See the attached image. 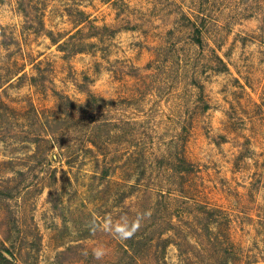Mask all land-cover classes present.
<instances>
[{"label": "rangeland", "instance_id": "1", "mask_svg": "<svg viewBox=\"0 0 264 264\" xmlns=\"http://www.w3.org/2000/svg\"><path fill=\"white\" fill-rule=\"evenodd\" d=\"M4 243L12 264H264V0H0Z\"/></svg>", "mask_w": 264, "mask_h": 264}, {"label": "clouds", "instance_id": "2", "mask_svg": "<svg viewBox=\"0 0 264 264\" xmlns=\"http://www.w3.org/2000/svg\"><path fill=\"white\" fill-rule=\"evenodd\" d=\"M143 216H137L135 219L118 221L115 225H107L114 233L121 239L131 238L135 232L141 226V220ZM105 255V250L102 247L96 248L93 250V256L95 259H102Z\"/></svg>", "mask_w": 264, "mask_h": 264}, {"label": "trees", "instance_id": "3", "mask_svg": "<svg viewBox=\"0 0 264 264\" xmlns=\"http://www.w3.org/2000/svg\"><path fill=\"white\" fill-rule=\"evenodd\" d=\"M83 20L84 19H82V21ZM197 41L202 42V38L200 35L197 37ZM90 94L94 96V93H90ZM106 172H108V170H106L105 173ZM14 257H15V250L12 248L11 244L4 243L0 248V264H12Z\"/></svg>", "mask_w": 264, "mask_h": 264}]
</instances>
